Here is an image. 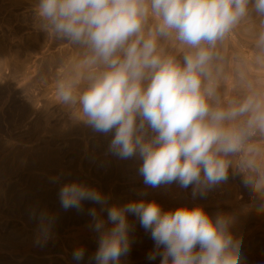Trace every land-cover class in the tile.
I'll use <instances>...</instances> for the list:
<instances>
[{
    "label": "clouds",
    "instance_id": "obj_1",
    "mask_svg": "<svg viewBox=\"0 0 264 264\" xmlns=\"http://www.w3.org/2000/svg\"><path fill=\"white\" fill-rule=\"evenodd\" d=\"M42 30L76 49L79 58L56 82L58 103L78 110L95 132L114 133L109 151L138 158L146 186L178 184L193 196L227 181L229 170L264 213V0H37ZM257 30L248 61L229 58L224 42L245 21ZM231 67L233 94L222 81ZM62 207L88 200L107 210L95 264H120L129 254L134 214L155 243L160 264H240L241 241L232 218H211L202 207L162 210L156 201L107 206L108 197L83 183L64 184ZM41 230L46 235L48 226ZM77 248L73 259H83Z\"/></svg>",
    "mask_w": 264,
    "mask_h": 264
},
{
    "label": "rangeland",
    "instance_id": "obj_2",
    "mask_svg": "<svg viewBox=\"0 0 264 264\" xmlns=\"http://www.w3.org/2000/svg\"><path fill=\"white\" fill-rule=\"evenodd\" d=\"M37 0H0V264H95L99 233L91 227L88 210L95 207L113 225L101 205L82 201L83 210H65L59 192L79 182L108 197L107 206L156 201L162 210L202 207L211 217L232 218L230 232L241 243L240 264H264V213L242 177L229 170L227 181L193 196L192 187L178 184L146 186L138 158L121 159L109 151L114 133L95 132L78 110L58 103L56 82L79 53L42 30ZM257 30L255 20L241 24L224 42L229 58H250ZM222 81L233 94L231 67ZM41 214L48 226L41 230ZM130 252L120 264H160L148 259L155 243L139 219L126 213ZM83 247L82 260L73 259Z\"/></svg>",
    "mask_w": 264,
    "mask_h": 264
}]
</instances>
